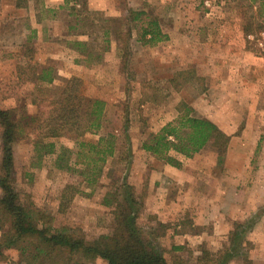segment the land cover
Listing matches in <instances>:
<instances>
[{
	"label": "rangeland",
	"instance_id": "rangeland-1",
	"mask_svg": "<svg viewBox=\"0 0 264 264\" xmlns=\"http://www.w3.org/2000/svg\"><path fill=\"white\" fill-rule=\"evenodd\" d=\"M79 1L0 0L2 109L46 117L72 79L80 95L106 104L99 132L65 134L52 154L35 155L34 135L14 144L22 203L93 241L114 228L104 201L112 174L130 188L138 228L169 263L264 264V51L248 39L264 32V0ZM138 12L145 15L132 21ZM153 20L167 38L145 44ZM77 42L88 44L85 54ZM46 70L51 83L38 82ZM189 110L229 137L223 156L211 144L189 157L170 152L176 167L142 148ZM108 134L129 161L109 160L88 187L78 144ZM69 184H81L80 193L61 213ZM4 256L0 264H23L15 250Z\"/></svg>",
	"mask_w": 264,
	"mask_h": 264
},
{
	"label": "trees",
	"instance_id": "trees-1",
	"mask_svg": "<svg viewBox=\"0 0 264 264\" xmlns=\"http://www.w3.org/2000/svg\"><path fill=\"white\" fill-rule=\"evenodd\" d=\"M133 15L132 21H137L145 14ZM166 38L156 20L150 21L141 34L145 44L158 43ZM76 44L80 53L85 54L88 44ZM49 73L43 71L38 82L51 83ZM78 83V79L69 81L61 97L51 104L52 109L46 117L35 114L17 118L14 111L0 107V262L5 259V251L15 250L23 264H89L97 260L106 264H171L164 253L143 236L136 222V198L129 192L130 188L120 184V179H114L112 174L108 176L113 190L106 193L104 201L113 208L114 228L110 234L93 241H87L66 228L55 229L48 213L22 203L15 180L13 146L16 142L34 135V153L40 159L54 153L53 140L65 134H74L79 140L103 127L105 102L80 95ZM190 112L169 123L158 134L151 135L142 148L176 167L179 165L170 158V152L189 157L211 144L223 156L229 137L209 120L193 117ZM77 149L76 164L81 166L83 182L88 187H94L103 177L109 160L118 158L127 163L130 158L128 149L124 153L117 152L116 137L112 134L100 137L97 142L81 141ZM79 186L81 184L65 187L59 207L61 213L80 193Z\"/></svg>",
	"mask_w": 264,
	"mask_h": 264
},
{
	"label": "crops",
	"instance_id": "crops-1",
	"mask_svg": "<svg viewBox=\"0 0 264 264\" xmlns=\"http://www.w3.org/2000/svg\"><path fill=\"white\" fill-rule=\"evenodd\" d=\"M26 1V0H25ZM66 0H47V2L45 3V4H47V5H52L51 6V8H58L59 6H61V5H63V3L65 2ZM96 1L97 0H92V2L95 4L96 3ZM94 4H92V6L94 7V10L96 11V10H98V8L96 9V7L94 6ZM47 7L48 6H46V9H47ZM102 11H106V9L105 8H103V10ZM107 16H108V13L106 14ZM40 20H36L35 21V24L37 25V26H39L40 25ZM41 74H42V72H41Z\"/></svg>",
	"mask_w": 264,
	"mask_h": 264
},
{
	"label": "built area",
	"instance_id": "built-area-1",
	"mask_svg": "<svg viewBox=\"0 0 264 264\" xmlns=\"http://www.w3.org/2000/svg\"><path fill=\"white\" fill-rule=\"evenodd\" d=\"M249 41L254 42L264 51V32L260 33L258 36H249Z\"/></svg>",
	"mask_w": 264,
	"mask_h": 264
}]
</instances>
